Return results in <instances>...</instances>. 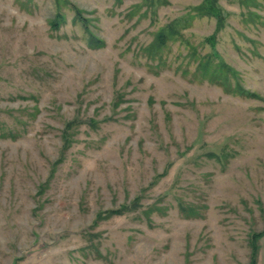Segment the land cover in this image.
Here are the masks:
<instances>
[{
  "label": "rangeland",
  "instance_id": "1",
  "mask_svg": "<svg viewBox=\"0 0 264 264\" xmlns=\"http://www.w3.org/2000/svg\"><path fill=\"white\" fill-rule=\"evenodd\" d=\"M156 1L0 0V264H264V0Z\"/></svg>",
  "mask_w": 264,
  "mask_h": 264
},
{
  "label": "trees",
  "instance_id": "2",
  "mask_svg": "<svg viewBox=\"0 0 264 264\" xmlns=\"http://www.w3.org/2000/svg\"><path fill=\"white\" fill-rule=\"evenodd\" d=\"M208 1H210V2H208ZM214 0H204V6H203V10H202V12L201 13H199V14H213V11L215 10V9H213L214 8V6L212 5V2H213ZM156 2H158V0L156 1ZM206 4V5H205ZM211 4V5H210ZM74 8V7H73ZM218 16V15H217ZM75 17L77 18V19H79L80 21H81V23H82V25L87 29V31L91 34V32L89 31V27H88V22H87V18H85L81 13H80V11L79 10H76V13H75ZM56 18L57 19H54L53 21H52V23H51V25L54 27V28H58L59 27V23H60V21L61 20H63V16H62V14H60V13H57L56 14ZM221 16H218V25H217V27L216 28H219V26L221 25ZM171 28H172V26H170ZM174 28V27H173ZM163 36H164V34L163 33H161V32H159L158 33V35H157V37H156V39L157 40H162L161 38H163ZM94 37V36H93ZM214 37V36H213ZM102 40L101 39H99V38H97V37H94L93 38V41L91 42L92 44H96L97 46H99V45H102ZM77 123H80V119H78V117H75V118H72L71 120H69V121H66L65 123H64V130H63V133H62V149H65V148H67V146L69 145V142H70V133H69V130L75 125V124H77ZM136 200H137V198H136ZM133 202H135V200L133 201ZM132 202V203H133ZM130 206L131 205H129V204H124V205H122L121 206V208H117V209H111L110 210V212L111 213H122L123 212V210H127V209H130ZM264 233V231H262V232H259V233H256L255 234V236H254V239H258L262 234ZM253 259H255V258H253Z\"/></svg>",
  "mask_w": 264,
  "mask_h": 264
}]
</instances>
